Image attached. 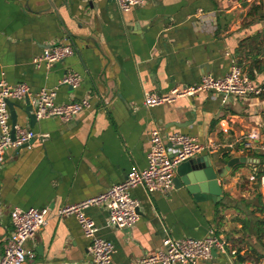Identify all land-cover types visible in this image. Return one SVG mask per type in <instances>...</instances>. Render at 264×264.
Listing matches in <instances>:
<instances>
[{
    "label": "crops",
    "instance_id": "1",
    "mask_svg": "<svg viewBox=\"0 0 264 264\" xmlns=\"http://www.w3.org/2000/svg\"><path fill=\"white\" fill-rule=\"evenodd\" d=\"M62 43L73 48L66 59L49 67L35 62L44 48ZM233 60L252 71L253 80L264 81V0H148L129 11L114 0H0V81L26 83L31 93L52 89L57 103L88 98L92 104L69 123L36 120V137L6 151L0 166V257L12 230L10 211L48 207L46 225L25 242L33 253L27 264H90L89 240L76 218H58L55 209L94 197L124 181L132 168L145 167L154 130L163 137L193 135L201 143L211 137L218 149L197 153L191 160L198 165L204 159L222 167L224 154L257 159L260 150L240 148L253 130L256 143L264 144L263 97L224 103L212 92H199L170 104L143 105L145 93L164 94L206 73L223 76ZM67 72L80 75L76 88L61 84ZM15 103L17 124L29 127L24 99ZM238 164L218 177L217 201L198 202L183 188L162 194L136 186L130 190L140 202L134 225L108 227L101 206L85 212L97 236L113 244L114 264L154 254L167 236L202 238L210 229L226 240L227 250L196 264L257 261L264 255V236L258 240L239 223L225 232L222 206L216 208L240 181L251 180L250 162Z\"/></svg>",
    "mask_w": 264,
    "mask_h": 264
},
{
    "label": "built area",
    "instance_id": "2",
    "mask_svg": "<svg viewBox=\"0 0 264 264\" xmlns=\"http://www.w3.org/2000/svg\"><path fill=\"white\" fill-rule=\"evenodd\" d=\"M86 1V0H82ZM121 11H129L148 0H114ZM73 53L68 43L55 44L43 49L41 55L35 59L36 63H43L49 67L61 62ZM80 75L67 72L61 78V84L76 88L80 83ZM199 92H212L221 96L225 103L231 97L246 99L248 97L264 98V81L256 82L243 71L235 60L230 70L223 76L203 74L197 83L175 86L164 94L145 93L143 105L154 107L170 104L181 97H191ZM29 98L31 112L36 120L54 117L62 123L71 122L81 111L91 108L88 98L55 102V91L40 89L31 93L26 83L9 84L0 81V166L5 160L8 149H20L29 144L36 137L32 128L12 125L7 101L18 102ZM259 134L256 130L245 136L242 153L246 149H258L264 152V144L256 143ZM231 145L228 147L230 148ZM218 144L210 137L206 143H201L197 137L189 134L172 133L163 137L158 130L152 131L147 151V163L143 168H132L124 181L109 186L102 193L79 201L65 204L55 209V216L64 218L74 216L80 226L82 234L89 240L90 264H114L112 256L115 252L113 244L97 236L94 220L85 210L90 206H101L107 211L106 225L123 229L134 225L139 220V200L131 197L130 190L136 186L143 187L148 193L159 192L167 194L174 188L173 177L175 168L183 161L194 157L203 150L216 151ZM253 177H251L252 179ZM264 197V175L260 179ZM48 207H29L27 209L14 208L9 217L12 230L4 240L3 253L0 264H27V259L33 253L26 249L25 242L47 223ZM202 238L183 236L174 238L167 236L162 241L164 248L154 254H145L139 260L129 264H196L208 261L212 252L225 253L227 242L221 235H216L213 229ZM235 251L230 252L234 254ZM241 264H264V258L257 261L245 260Z\"/></svg>",
    "mask_w": 264,
    "mask_h": 264
},
{
    "label": "water",
    "instance_id": "3",
    "mask_svg": "<svg viewBox=\"0 0 264 264\" xmlns=\"http://www.w3.org/2000/svg\"><path fill=\"white\" fill-rule=\"evenodd\" d=\"M69 87L72 88L71 86ZM7 104L10 110L12 125H15L17 124V113L14 109L16 103L9 100L7 101ZM22 110L27 116L29 127H34L36 118L31 112L32 107L27 96L24 98V107ZM252 160H255L254 163H257L256 161H258V159L253 158L247 159L246 157H232L226 161L224 166L215 168L214 165L210 164V162L208 163L207 160L203 159L202 164L198 165L197 161L192 162L190 158L181 162L175 168V175L173 177L174 188L185 189L198 202L205 200L217 201L221 198L222 192L220 186L218 185V177H225L231 168L236 164L251 162ZM214 252L215 250H213L212 253Z\"/></svg>",
    "mask_w": 264,
    "mask_h": 264
},
{
    "label": "rangeland",
    "instance_id": "4",
    "mask_svg": "<svg viewBox=\"0 0 264 264\" xmlns=\"http://www.w3.org/2000/svg\"><path fill=\"white\" fill-rule=\"evenodd\" d=\"M261 153H264V152L261 151ZM251 164H254V162L251 161L250 165ZM263 164H259L256 170L257 171L264 170ZM258 193L261 194V199L257 197ZM262 193H263V189L261 187V183H257V180H255L254 178H252L251 180H248V182L246 183L243 180L240 181L239 186L237 187L236 191H232V194L229 195V197H227V202H226L227 206L224 204L225 207L223 206L222 208V215L219 217V220H222L223 222L225 220L227 222V224H224V227H223L225 232H230L232 231V229L237 228L238 222L235 218L237 213L236 211L233 210L234 208L231 207L233 204L244 206V204L248 202L249 205H251V208L254 211H257L256 216L260 217V212L258 209L263 207V210H264V197ZM240 216L242 217L243 215L240 214ZM225 227L227 228V230L225 229ZM237 239H240V238H237Z\"/></svg>",
    "mask_w": 264,
    "mask_h": 264
},
{
    "label": "trees",
    "instance_id": "5",
    "mask_svg": "<svg viewBox=\"0 0 264 264\" xmlns=\"http://www.w3.org/2000/svg\"><path fill=\"white\" fill-rule=\"evenodd\" d=\"M248 76L253 79V74L252 71H249ZM263 122H264V115H263ZM261 133L262 135H264V123H263V127L261 129ZM254 158H257L259 161L257 163L251 164V168H252V172H251V176L257 180V183H260V179L261 177L264 175V170H259L257 171V166L264 161V153L261 152H256L254 153ZM224 160H229V155L228 154H224ZM242 166V164H236L234 166V168L240 167ZM255 169H253V167ZM248 178L245 179V183L248 182ZM257 197L259 199H261V194L258 193ZM243 201V200H242ZM245 202V200H244ZM224 204L226 205L225 201L222 199L219 202L216 203V208H218L219 206H224ZM227 206V205H226ZM225 207V206H224ZM231 207H233L234 211H236L237 215H236V220L237 222L241 225V230H248V232L253 231V234L255 237H257V239H261L264 236V218H262L261 216H256V212L251 208V205H249L248 202H246L244 204V206L238 205V204H233ZM260 212V215L263 213V207H261L260 209H258ZM240 214H242L243 216L241 217ZM245 214V216H244ZM264 257V255H263ZM262 257V258H263ZM240 260H243L242 258ZM245 261V260H244ZM242 261V262H244Z\"/></svg>",
    "mask_w": 264,
    "mask_h": 264
}]
</instances>
